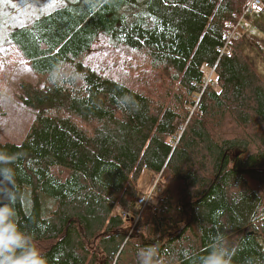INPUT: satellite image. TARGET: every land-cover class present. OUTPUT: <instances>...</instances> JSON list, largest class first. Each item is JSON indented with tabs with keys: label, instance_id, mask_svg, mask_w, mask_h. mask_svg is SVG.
Returning <instances> with one entry per match:
<instances>
[{
	"label": "trees",
	"instance_id": "trees-1",
	"mask_svg": "<svg viewBox=\"0 0 264 264\" xmlns=\"http://www.w3.org/2000/svg\"><path fill=\"white\" fill-rule=\"evenodd\" d=\"M62 1L8 34L42 84H21L34 119L0 144V202L19 229L48 264H138L149 247L152 264H202L213 245L264 264V81L240 38L218 51L247 0ZM100 37L165 89L88 65ZM143 171L160 191L140 211Z\"/></svg>",
	"mask_w": 264,
	"mask_h": 264
},
{
	"label": "rangeland",
	"instance_id": "rangeland-1",
	"mask_svg": "<svg viewBox=\"0 0 264 264\" xmlns=\"http://www.w3.org/2000/svg\"><path fill=\"white\" fill-rule=\"evenodd\" d=\"M63 2L62 0H0V109L2 111L0 144H20L34 119L35 110L24 106L18 99L21 94V84L42 86L28 62L8 40V34L15 28L24 27L35 19L62 7ZM242 26L239 33L242 53L264 81V10L260 14L247 15ZM85 62L98 72L115 80L124 81L134 88L147 89L148 85L152 84L163 86L164 88L160 89L164 90L168 82L166 77L159 74L157 77L148 70V61L139 62L133 54H127L121 48L112 46L104 37L97 40L89 56H86ZM205 77L206 82L213 81L214 70L206 69ZM147 82L148 84L145 85ZM192 99L197 101L193 97ZM190 107L191 111L195 108ZM158 181L159 176L143 171L137 182L138 199L147 196L151 199L140 211L153 207L154 197L160 191Z\"/></svg>",
	"mask_w": 264,
	"mask_h": 264
},
{
	"label": "clouds",
	"instance_id": "clouds-1",
	"mask_svg": "<svg viewBox=\"0 0 264 264\" xmlns=\"http://www.w3.org/2000/svg\"><path fill=\"white\" fill-rule=\"evenodd\" d=\"M10 169L3 178L10 180ZM16 211L9 203L0 202V264H48L44 254L33 243V238L21 231L15 220ZM156 255L154 247L137 252L138 264H152ZM202 264H230V253L221 245H213Z\"/></svg>",
	"mask_w": 264,
	"mask_h": 264
},
{
	"label": "built area",
	"instance_id": "built-area-1",
	"mask_svg": "<svg viewBox=\"0 0 264 264\" xmlns=\"http://www.w3.org/2000/svg\"><path fill=\"white\" fill-rule=\"evenodd\" d=\"M262 12H263V0H247L246 7L244 8L241 16L236 18L235 15H233V17L236 19L234 22L231 23L229 32L224 35V40L226 44L223 48H220L218 51L222 54L223 52L226 51L227 46L230 42L237 40L239 38V33L243 28L242 26L243 20L247 15L254 13L259 14ZM150 199H151L150 196H147V198L142 197L140 199H137V207L141 210L142 206L145 203H148Z\"/></svg>",
	"mask_w": 264,
	"mask_h": 264
},
{
	"label": "crops",
	"instance_id": "crops-1",
	"mask_svg": "<svg viewBox=\"0 0 264 264\" xmlns=\"http://www.w3.org/2000/svg\"><path fill=\"white\" fill-rule=\"evenodd\" d=\"M23 27V26H22ZM18 28H21V27H18ZM18 28H15V29H18Z\"/></svg>",
	"mask_w": 264,
	"mask_h": 264
}]
</instances>
